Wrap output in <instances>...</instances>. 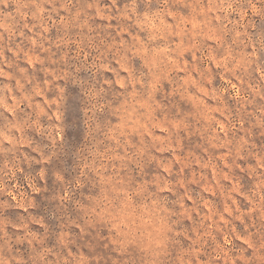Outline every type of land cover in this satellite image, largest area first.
Listing matches in <instances>:
<instances>
[{
  "label": "rangeland",
  "instance_id": "obj_1",
  "mask_svg": "<svg viewBox=\"0 0 264 264\" xmlns=\"http://www.w3.org/2000/svg\"><path fill=\"white\" fill-rule=\"evenodd\" d=\"M0 264H264V0H0Z\"/></svg>",
  "mask_w": 264,
  "mask_h": 264
}]
</instances>
